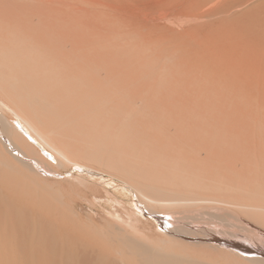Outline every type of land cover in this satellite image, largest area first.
Returning <instances> with one entry per match:
<instances>
[{"label": "bare ground", "instance_id": "bare-ground-1", "mask_svg": "<svg viewBox=\"0 0 264 264\" xmlns=\"http://www.w3.org/2000/svg\"><path fill=\"white\" fill-rule=\"evenodd\" d=\"M0 264H264V0H0Z\"/></svg>", "mask_w": 264, "mask_h": 264}, {"label": "rangeland", "instance_id": "rangeland-1", "mask_svg": "<svg viewBox=\"0 0 264 264\" xmlns=\"http://www.w3.org/2000/svg\"><path fill=\"white\" fill-rule=\"evenodd\" d=\"M6 142L8 143V145L11 146V148L13 147L12 143H10L7 138H6ZM12 150L14 153L16 152L13 148H12ZM94 177H96V176H94ZM96 179H100V178L96 177ZM100 181L104 182L106 188L109 189L110 192L115 195V199L123 200L126 202V204L132 205L134 207L135 197L131 191H129L124 186H122L119 182H113L112 183V181H110L108 178H104L103 180L100 179ZM75 202H76V203H74L75 207L80 213L87 214L85 212H88V213L90 211L92 212L93 209L90 208L89 206H87V204L84 203V201L81 200L80 198L76 199ZM115 204H116V202H114V201H113V204H112V202H109L105 205V208L107 210H112L113 205H115ZM135 209H136V205H135Z\"/></svg>", "mask_w": 264, "mask_h": 264}]
</instances>
